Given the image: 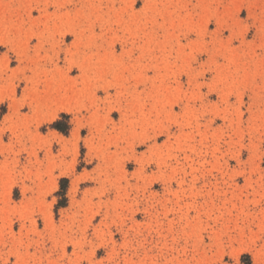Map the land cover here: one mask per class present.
<instances>
[{
	"label": "rangeland",
	"instance_id": "1",
	"mask_svg": "<svg viewBox=\"0 0 264 264\" xmlns=\"http://www.w3.org/2000/svg\"><path fill=\"white\" fill-rule=\"evenodd\" d=\"M0 264H264V0H0Z\"/></svg>",
	"mask_w": 264,
	"mask_h": 264
},
{
	"label": "trees",
	"instance_id": "2",
	"mask_svg": "<svg viewBox=\"0 0 264 264\" xmlns=\"http://www.w3.org/2000/svg\"><path fill=\"white\" fill-rule=\"evenodd\" d=\"M53 127L56 128V129H58V130H61V131H65V130L67 129V125H66V128H63V126H62V121H61V120L56 121V122L53 124ZM66 182H67V179H63L62 191L59 192L60 195H63L64 197H65V194H66V188H67V186H66ZM65 200H66V199H65ZM65 204H66V202H64V203L62 202V203L59 204V206H63V205H65Z\"/></svg>",
	"mask_w": 264,
	"mask_h": 264
},
{
	"label": "bare ground",
	"instance_id": "3",
	"mask_svg": "<svg viewBox=\"0 0 264 264\" xmlns=\"http://www.w3.org/2000/svg\"><path fill=\"white\" fill-rule=\"evenodd\" d=\"M75 132H77V131H75Z\"/></svg>",
	"mask_w": 264,
	"mask_h": 264
}]
</instances>
